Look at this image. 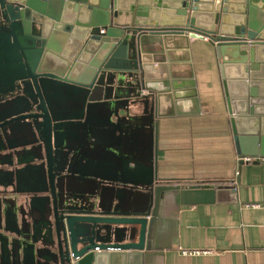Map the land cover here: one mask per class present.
Masks as SVG:
<instances>
[{"label":"water","instance_id":"1","mask_svg":"<svg viewBox=\"0 0 264 264\" xmlns=\"http://www.w3.org/2000/svg\"><path fill=\"white\" fill-rule=\"evenodd\" d=\"M204 37L237 156L260 161L264 0H0V264L147 263L164 193L209 186L162 180L157 155L158 118L205 111Z\"/></svg>","mask_w":264,"mask_h":264},{"label":"crops","instance_id":"2","mask_svg":"<svg viewBox=\"0 0 264 264\" xmlns=\"http://www.w3.org/2000/svg\"><path fill=\"white\" fill-rule=\"evenodd\" d=\"M189 45L205 111L158 118V177L209 186L164 193L144 264H264V158H238L214 48L201 38ZM223 184L234 190L217 188Z\"/></svg>","mask_w":264,"mask_h":264},{"label":"built area","instance_id":"3","mask_svg":"<svg viewBox=\"0 0 264 264\" xmlns=\"http://www.w3.org/2000/svg\"><path fill=\"white\" fill-rule=\"evenodd\" d=\"M205 40H207V37H204ZM249 159V158H247ZM98 249L97 247L95 248ZM181 253L183 255H199V254H209L212 253L211 250H201V249H181ZM78 259L77 257L75 259H71V264H74L75 260Z\"/></svg>","mask_w":264,"mask_h":264}]
</instances>
